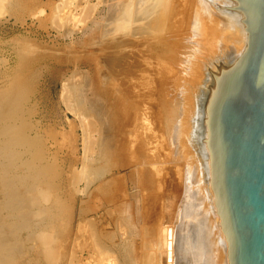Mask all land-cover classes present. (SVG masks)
Listing matches in <instances>:
<instances>
[{
    "label": "bare ground",
    "instance_id": "bare-ground-1",
    "mask_svg": "<svg viewBox=\"0 0 264 264\" xmlns=\"http://www.w3.org/2000/svg\"><path fill=\"white\" fill-rule=\"evenodd\" d=\"M238 6V0L48 6L57 37L74 45L66 57L88 80L76 87L79 71L62 83L60 100L73 120L66 122L69 132L50 127L41 146L38 129L34 137L14 134L15 103L0 104L7 108L0 112V197L6 200L0 212L7 211L0 215V264L18 262L6 238L22 229L27 252H42L51 264H227L204 118L219 78L247 42ZM18 144L25 152L18 153Z\"/></svg>",
    "mask_w": 264,
    "mask_h": 264
},
{
    "label": "water",
    "instance_id": "water-1",
    "mask_svg": "<svg viewBox=\"0 0 264 264\" xmlns=\"http://www.w3.org/2000/svg\"><path fill=\"white\" fill-rule=\"evenodd\" d=\"M238 2L247 42L219 78L204 143L226 262L264 264V0Z\"/></svg>",
    "mask_w": 264,
    "mask_h": 264
},
{
    "label": "rangeland",
    "instance_id": "rangeland-1",
    "mask_svg": "<svg viewBox=\"0 0 264 264\" xmlns=\"http://www.w3.org/2000/svg\"><path fill=\"white\" fill-rule=\"evenodd\" d=\"M59 1L60 0H10V1L2 0V3L5 2L6 4L3 3L4 5L3 7L2 5H0L2 7L1 12H0V95H2L0 96V104L2 102V103H5V106L6 105L8 106L9 104L15 103L14 109L15 107H17L16 105L18 104L17 109L14 110L12 108V114H13V119H14V120L12 119L14 121V123L12 122V125L15 126L14 134L19 135L20 139L24 137L27 138L28 136L34 137L35 132L33 131V129L34 130L38 129L37 137L40 140L38 141V143L47 142V133H51L49 131L50 127H51L50 130L54 131V129H52L53 127L55 128V126L56 127L58 126V128H60L63 126L69 132V129L66 128V122L72 121L73 117L71 116V114H69L68 111L65 110L62 100H60V91L62 88L61 85L63 86V84L66 83V81L68 80L67 78L71 77V75L74 73H78L79 71L80 72L78 73V75L83 81L81 83V79L79 78V76H76L74 80L75 85L77 83L76 87H79V85L80 87L85 86L86 81L88 80L85 74H83L84 70H79V69L76 70L75 67L73 68V64L70 61L71 54L72 56L74 55V49H73L74 45L72 41L66 38L64 42H61V39L57 37L58 31L55 29V27L52 25L50 21L52 17V12L48 6L49 5L53 6L56 4V2H59ZM47 16L49 18H47ZM49 21L51 24L49 23ZM66 46H67V49L72 48L73 53L72 52L70 53L69 49L68 51H66L67 50ZM63 47H65V51ZM64 52L65 53L68 52L70 54L67 53L63 55ZM59 53H63L62 54L63 56L65 57L68 56L70 59L66 57V60L67 58L69 60L67 61L65 60L66 61L65 62L63 58H60V56L62 55ZM80 74H82L83 76ZM101 78H103V76ZM76 79L78 80L80 79V80L78 81ZM15 80H17L16 82L18 83L15 84ZM26 80L28 81V83ZM31 82L33 83V85ZM26 84L28 85L26 86ZM22 85H24L25 88ZM18 86L19 88L21 87L22 90L18 89ZM12 89L14 90L13 94H10L12 92L11 91ZM15 90H17L16 91L17 93H14ZM9 94L10 95L15 94V96L16 94H18L17 97H19L20 99L17 97H13V96L10 99ZM7 96H8V99L6 98ZM12 100L13 101L16 100L17 103L16 101L13 102ZM2 105H0V112H2L3 110L6 111L7 109L6 108L7 106L5 107L4 104ZM11 106H13V104ZM2 107L6 109H3ZM21 122H23V124L25 123V126L22 125ZM34 123L35 124L38 123L41 127L36 128L38 124L35 125ZM28 124L31 126L30 128H26V126L29 127ZM23 128H25L26 131ZM29 129L31 130L30 132H29ZM27 131L29 132V134ZM25 134L26 136H24ZM0 138L3 141V138L1 135H0ZM59 143L62 144L60 140H59ZM39 145L41 146L42 143ZM21 146L22 145L19 146V144L17 146L18 153L20 151L22 152L24 151V149H22L24 147H21ZM33 147L34 148L32 151L34 152V150H36L38 147L36 145H34ZM32 151L30 150L31 153H28L29 155L28 157L31 156V154L33 153ZM54 152H55L54 148H51L49 154L44 155V156H47V158L51 159ZM66 154H68V150L64 148V151L61 157L66 158L67 157ZM26 155L27 154L24 153V157H26ZM42 161L45 165L47 164L45 160H42ZM0 163H3V158L1 159V157H0ZM67 170L68 169H66V171ZM16 173L17 172H14L13 174H11L10 172L9 174H11V176L12 175L15 176ZM0 176L2 177L0 178V182H1V180L3 179V174L0 173ZM49 176L52 177L51 175ZM50 177H49V180L51 179L52 181L50 180L49 182L53 183L54 179L53 177L52 178ZM47 183L48 182H46L45 184ZM1 185H2V182L0 183V196L2 197L1 192L3 191V187ZM49 188L53 190L54 186H50ZM1 197H0L1 203L6 202V200H4L3 202L2 200L3 198ZM39 206H40L39 204L38 206L36 204L34 206L33 204V209L36 210ZM3 210L0 212V215L5 217L4 215H6L7 211L6 209H3ZM38 216L39 215H36L35 217L33 216V221H36L37 218H39ZM27 232H28L27 230L22 229V230L16 231V233H13V235L12 234L7 235L6 241L8 242L9 245L10 244L13 246L15 245L13 249L15 251L16 250L18 251V256L20 255L18 257V262L16 264H24V262L25 264L28 262L30 264H33V263L35 264L34 262L35 259L38 260L39 264H47V263L51 264V262L49 261L46 262V260L43 259L41 255L42 252H40V254L36 252L34 253L27 252V250L25 249V246L28 247V245L25 243V240H26L25 237H27L28 235ZM19 247L21 250L19 249ZM14 250L13 252H15ZM23 254H27L26 257L24 255V258H23L22 256ZM36 255H40L41 257L36 256ZM6 262H7V258H5L2 264H8V262L7 263Z\"/></svg>",
    "mask_w": 264,
    "mask_h": 264
}]
</instances>
